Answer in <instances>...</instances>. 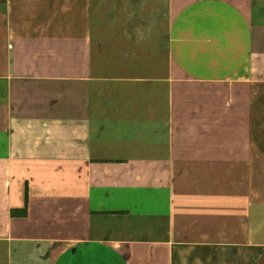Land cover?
<instances>
[{
	"label": "crops",
	"instance_id": "1",
	"mask_svg": "<svg viewBox=\"0 0 264 264\" xmlns=\"http://www.w3.org/2000/svg\"><path fill=\"white\" fill-rule=\"evenodd\" d=\"M0 264H264V0H0Z\"/></svg>",
	"mask_w": 264,
	"mask_h": 264
},
{
	"label": "rangeland",
	"instance_id": "2",
	"mask_svg": "<svg viewBox=\"0 0 264 264\" xmlns=\"http://www.w3.org/2000/svg\"><path fill=\"white\" fill-rule=\"evenodd\" d=\"M105 9H107V8H105Z\"/></svg>",
	"mask_w": 264,
	"mask_h": 264
}]
</instances>
